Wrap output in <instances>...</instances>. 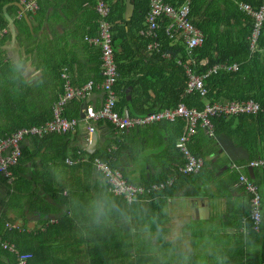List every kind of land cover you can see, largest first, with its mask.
Listing matches in <instances>:
<instances>
[{"label":"crops","instance_id":"0c3cea01","mask_svg":"<svg viewBox=\"0 0 264 264\" xmlns=\"http://www.w3.org/2000/svg\"><path fill=\"white\" fill-rule=\"evenodd\" d=\"M21 1L0 0V137L10 134L16 126H26L29 122L42 124V120L45 122V118L49 116L48 120H50L51 105L63 92L66 82L71 86H81L86 82H92L93 89L88 94H85L83 98L72 99L64 107L63 116L66 110L70 115H75L73 118L79 119L80 122L76 131L66 133L69 135L68 139L70 141L67 159L75 157L76 151L79 149L84 153L85 161L89 160L88 154L107 151L113 154L114 158L112 159L117 166L113 169L125 172L137 186L149 190L153 185L170 180L172 183L166 186L164 193L162 189L149 191V193L142 195V197L149 196L148 199H145V201L142 199L138 202L142 198L140 197L135 201L137 203L134 202L133 205L138 214L141 213L140 210L147 212V216L153 220L156 217L159 219L160 216H163L165 219L159 224L162 228L168 229V233H173L170 231L172 227L177 229L171 222L173 217L181 226L178 233L181 235L182 240H187V236H189L186 234L188 232L186 225L190 223L195 226V230H200L199 233L234 231V228H230L232 226L230 224L235 221L238 213L244 210L250 198L244 185L239 182L240 177L244 179V183L257 187L261 196L263 217L264 180L259 181L260 175H254V173H258V170L254 172L253 169L258 167H249L248 164L253 161L264 162V160H250L248 152L241 146L236 145L228 135L222 133L215 136L213 130V135L210 136L206 129L198 125L185 141V148L192 157L202 161V166L199 171L193 174L179 175L178 168L184 165L185 158L176 147V144L179 137L186 132L184 120L180 118L172 121L163 120L119 130L107 121H86L84 116L81 117L83 105L85 108L90 107L99 110L106 97L104 90L100 87L103 80L101 64H98L100 49L97 46L88 45L84 41V37H96L99 34V15L96 6L99 2H102L110 10L108 4L111 5L116 1L122 2L125 9L121 16L123 20L128 21L134 14L135 0H39L38 9L34 12H22ZM190 1L195 0H186V4L182 5H187ZM212 2L213 0H206L205 4L208 5ZM241 5L247 4L237 5L239 12H241L239 10ZM220 8L224 7L220 6ZM244 15L250 18L252 29V18L246 14ZM194 19L197 20L198 18L195 17ZM249 35L250 32L246 39L249 50L253 51L255 47H250ZM127 51L131 55L127 61L128 72L126 75L130 77L131 83L122 82L118 91L114 88L116 105L120 101L122 105L126 102L127 106L123 105V108L116 110L115 105V110L121 115L124 111L133 115L134 108L132 107L134 103H131V100L134 99L138 101L137 106L142 105L141 107L144 110L151 109V111L156 112V107L164 103V97L159 101L153 88H149L147 85L144 74L147 72L144 64L146 55H136L134 50ZM189 53H186V56ZM180 60L177 59L176 62L180 63ZM202 62L205 64L207 60L205 59ZM232 64H235L237 69L238 64L236 62L217 63L202 75L206 74L207 76L218 71H235L236 69L228 68ZM180 65L186 75V69L189 67L185 62L180 63ZM215 66H218L216 70ZM140 68H143V70ZM184 94L187 93H184L183 88L180 99L185 97ZM198 97L200 103H203L202 107L198 108L191 105L189 108L201 110L208 102L211 103V101L206 100L207 94L206 97H200V95ZM231 101L241 102L247 100L218 102L227 103ZM160 110L157 109V111ZM149 113L131 115V117L143 118ZM243 115L254 116L256 114ZM88 124L93 125L96 131L95 144L89 148L85 147L84 144L85 126ZM207 137L213 141L208 140ZM219 140L221 142L230 140L234 150L228 146V155L222 149ZM190 149H193L201 157L191 154ZM242 151L245 152L248 158L247 161L244 159ZM66 160L63 163L59 161L47 163L51 167L50 179H43L42 175L39 174V168L43 165L36 158L26 161L23 164L24 170L21 167H12L10 169V181L0 173V179L8 185H11L16 177L24 180L17 188L19 191L25 190V186L36 187L33 189L37 198L26 202L33 210L31 213L27 212L26 204L20 209L24 204L20 195L21 192H19L20 194H14L7 202V197L1 195L0 190V205L1 202L8 205L9 210L7 213L9 218L14 221L11 226L20 234H30L32 231L37 230L43 233L44 226L41 225L43 221L48 220L51 224L57 222L54 218L55 214H53L54 217L49 216L47 219V216L41 215L38 211L41 210L42 212L44 206H47L50 210L57 209L54 204L49 202L48 196L38 195L39 190L51 189L57 194L60 192L62 197L69 194V190L73 188L74 194L78 195V202L74 199L73 206L69 208L73 211L63 209L57 211V215L67 213L68 218L76 217L77 222L73 220L72 223L63 224L58 229V234L52 232L42 238V246L46 249L43 248L37 257V264H46L48 260H61L59 258L62 257L66 258L68 264H74L73 262L82 263L85 259L89 260L83 250L86 251L95 242L101 245L102 242L112 241L115 244L120 242L119 246L124 245L123 234L119 237L116 235L113 239L104 236L101 240V235H97V233H100L99 228L101 227L100 225L95 227L96 225L91 224V217L87 212L90 202L96 196L89 197V194L107 189L101 174L92 165H88V167L81 165L73 168V165H68ZM38 169L39 171L36 174ZM53 173L59 179H56ZM256 181L259 183L257 184ZM139 183H147V185ZM0 185H3L1 181ZM82 195L87 198V204L82 198L81 201L80 197ZM108 195L114 204V197ZM2 198L3 201H1ZM79 203L82 210L80 213L75 211ZM5 211L6 208L3 209L4 213ZM117 221V225L114 223V229L121 230L122 220ZM127 222L131 230L129 243L134 247L140 241L139 237L136 236L140 232V226L132 223L131 220H127ZM149 224H151V227L155 225L152 221ZM22 225L28 231L20 227ZM95 234L93 241L90 235ZM142 239L149 238L148 236H142ZM36 242L37 239L35 245H38ZM202 242L208 244V248L215 246L214 243H210L206 239ZM74 248L79 249L80 253L74 251Z\"/></svg>","mask_w":264,"mask_h":264},{"label":"trees","instance_id":"16d2710c","mask_svg":"<svg viewBox=\"0 0 264 264\" xmlns=\"http://www.w3.org/2000/svg\"><path fill=\"white\" fill-rule=\"evenodd\" d=\"M164 2L174 8L184 3L186 4V0H164ZM205 3L206 0H195L187 3L189 9L188 19L190 23L197 27L204 36L202 44L193 47L187 56L184 42L179 36L167 38V36L163 34V29L167 24L166 20H162L159 23L160 29L157 32L156 38L159 46L157 49L148 50L147 45L151 38L143 36L141 31L145 29L144 21L149 11V0H135V11L128 21L123 20L121 16L125 9V5L122 2L116 1L113 4L111 3V5L108 4L110 10L106 20L111 26L112 46L114 48L115 62L119 74L114 88L118 91L122 82L131 83L130 77L126 75L128 72L127 61L131 55L127 50H134L136 55H146L144 64L147 72L144 74L148 87L153 88V91L156 93V98L159 99V101L164 97V103L156 107L155 111H157V109L174 107L178 102H182L186 107L194 105L201 108L203 103H200L198 94H184L185 97L180 99L186 79V75L180 63L185 62L194 73L197 72L202 74L206 73L214 64L236 62L238 67L235 71H218L217 73H211L205 76L204 82L208 89L206 100L211 102H225L226 100L249 99L258 104L260 111L254 116L242 115L230 118L213 117L211 118V123L213 125L214 134L215 136L222 133L228 135L233 139L236 145L241 146L248 152L250 160H264V19L259 30L256 46L253 51H250L246 38L251 30V20L237 9V5L239 4H247L255 11L259 8L261 0H213V2L208 5ZM220 6L224 8H220ZM195 17L198 19L195 20ZM166 55H168V57H166ZM177 59H181L180 63L176 62ZM205 59L207 62L203 64L202 61ZM100 63L99 57L98 64ZM140 69L143 70V68ZM120 103V101L117 103L116 110L123 108V105L127 106L126 102L123 105ZM131 103H134L132 107L134 108L133 115L131 114L132 116L142 115L145 112H153L151 109L148 111L144 110V108L141 107L142 105L137 106V100L133 99ZM64 116L67 118L75 117V115H70L66 110ZM49 117L45 119L48 120ZM42 122L44 121L42 120ZM37 124L38 123L29 122L26 126ZM17 128H20V126L14 127V130ZM68 136V134H48L40 138H26L21 148L20 158L15 166L21 167L22 170H24L23 164L26 161L36 158L42 162L41 164L43 165L39 168L40 171L39 169L36 171V174L39 171L43 179H50L51 167L48 166L47 163H53L54 161H59L61 163L65 162L68 158L67 152L70 148ZM208 140L213 141L211 138H208ZM77 151H80V149ZM77 151L75 157L70 158L75 162L73 168L81 165H85V167H88V165L93 166V159L95 157L105 162L109 161L108 163L112 169L117 167L112 159L114 158L112 156L113 154L107 151L88 154V161H85V155L82 151H80V155H78ZM190 152L194 156H200L198 153H195L193 149H190ZM257 170L258 173H254V175L257 176V174H259V181L264 180V164L253 169L254 172ZM121 172L127 182L135 185L133 180L125 172ZM185 177L187 178V176ZM0 181L3 183V185H0L2 186V188H0L2 192L1 195L7 197V202L14 194L21 192V194H19L24 204L20 209L26 204L25 207L27 212H33L26 202H30V199L37 198L35 190L33 189L36 187L32 188V186H25V190L19 191L17 189L19 184L21 181L24 182L21 178H14L11 185L6 184L4 180L2 181L0 179ZM256 183L258 184L259 182L256 181ZM139 184L147 185V183ZM162 190L164 193L166 186ZM69 191V194L62 197L60 192L57 194V192L51 191V189L38 191V195L48 196L49 202L57 207V209L50 210L47 206H44L42 212L38 210L41 215L47 216V219L49 216L55 214V217H53L56 218L57 221L55 224L49 223L48 220L43 221L41 224L44 226L43 233L37 230L32 232L29 231L31 232L30 234H20L14 228L7 229L5 226L14 224V221L9 218L7 213L9 210L8 205L1 202L0 241L3 240L14 243V247L18 252L30 253L27 264H37V257L43 248L46 249L42 246V238L52 232L58 234V229H60L63 224L72 223L73 220L77 219L74 216H72L74 219L68 218L67 213L57 215L59 209L73 211L69 208L73 206L74 199L78 202V195L74 194L73 188ZM103 191L112 195L108 192V188H105ZM97 193L98 192H92V194H89V197H93ZM112 196L114 197V205L119 210L121 208V211L114 210L110 214V219L106 223L100 224V233H97V235H101L102 240L104 236L108 238L112 237L113 239L116 235L119 237L123 234L124 245L119 246L120 242H118L117 245L112 241L102 242L101 245L95 242L92 247L86 249L87 252L83 250V253H85V256L89 260L85 259L82 263H73L161 264L160 258H156L157 255L154 250L153 241L142 239V236H148L144 229L153 219L147 216V212L140 210L141 213L138 214L134 205H127L123 197ZM148 197L138 198V202L142 201V199L145 201ZM81 198L84 199V202L87 204V198L83 195L80 199ZM1 201H3V198ZM4 208H6L5 213L3 212ZM75 211H78V213L82 212L80 203ZM249 212V202L247 201L244 210L239 212L235 217V221L230 224L232 225L230 228H234V231H215L206 236V240L215 244V249L218 252L217 254H220L219 257L226 258L224 259V264H264V215L255 231L251 228ZM69 213L72 214L70 211ZM164 219L163 216H160L159 219L156 217L155 221L161 223ZM117 220H122L121 230L114 229V223L117 225ZM127 220H131L132 223L140 226V232L136 235L139 237L138 239L140 241L134 247L129 243L131 230ZM98 226L99 225H96L95 227ZM186 226H190L187 228L188 232L186 233L189 236H187V240H182L181 246L187 247L191 253V258H194L193 256H199L197 246L200 248V243L197 241L200 238H205V233H199L200 230H195V226L192 223ZM20 227L26 229L24 225ZM151 228L154 233L156 231V224ZM163 229L166 233L169 232L168 229ZM34 235L37 236L34 238ZM90 236H92L93 239L96 234ZM36 239L38 245H35ZM156 245L162 246L163 249L170 247L165 241H157ZM74 251L80 253V250L77 248H74ZM59 259L61 260H48L46 264H68L66 258L62 257ZM195 259L199 262L200 260L205 261V258L201 257H195ZM195 259L191 260L192 262H189V264H195ZM0 264H17L15 254L4 250L1 245ZM168 264H172V262L169 261Z\"/></svg>","mask_w":264,"mask_h":264},{"label":"built area","instance_id":"2783aa9c","mask_svg":"<svg viewBox=\"0 0 264 264\" xmlns=\"http://www.w3.org/2000/svg\"><path fill=\"white\" fill-rule=\"evenodd\" d=\"M39 0H22V12H34L38 9ZM239 10L244 14L250 16L253 20L252 29L249 35L250 47L256 45L257 37L260 27L264 19V0L257 10H252L248 5H241ZM97 14L99 15V34L96 37H84V41L88 45L97 46L100 49L101 70L103 80L100 87L104 90L106 95L104 103L99 110L86 107L83 111L84 120L86 121H107L114 125L116 129L125 130L135 127L137 125H145L147 123H155L159 121H172L180 118L186 123V132L179 137L176 147L185 158L183 166L178 168L179 175H190L197 171L202 166L200 159L192 157L185 148V141L193 133L197 126L206 129L210 136L213 135V125L211 118L226 117L230 118L238 115H253L259 111V106L251 100L247 101H231L227 103H220L218 101L207 103L203 109L197 110L186 107L182 103H178L174 108L164 109L156 112H151L143 118L131 117V115L124 111L121 113L115 110L116 94L114 92V85L118 79V70L115 62L114 48L112 46L111 26L106 20L109 14L108 7L99 2L96 6ZM188 6L180 5L172 7L163 0H149V11L145 17V29L141 34L147 38H151L147 45L148 50L157 49L158 40L157 32L160 29L159 23L166 20L167 24L163 29V34L167 38L179 36L184 42L185 51L189 53L193 47H197L203 42V33L195 26H193L188 19ZM3 32V31H2ZM1 35V32H0ZM218 66H215V70ZM225 68V66H223ZM228 68L235 70V64ZM208 74V73H207ZM65 76V75H64ZM205 75L194 73L189 68L186 69V79L184 86V93H195L200 97H206L208 92L205 86ZM66 78V76H65ZM67 79V78H66ZM93 89L92 82H86L81 86H71L68 82L64 84V90L59 95L58 99L51 105V118L42 124L32 126H22L12 131L4 137H0V173L5 179L10 181V169L14 167L20 158L22 144L26 138L29 137H43L48 134H66L76 131L79 125V119L65 118L63 116L64 107L69 101L74 98H83ZM95 127L93 125L85 126L84 144L85 147H93L95 144ZM87 151L86 149H84ZM89 152V151H88ZM80 155V151H78ZM68 165H73L72 159H67ZM264 164L263 161L249 162V167H259ZM93 166L95 170L101 174L104 182L107 185L108 192L117 197H123L127 204L131 205L137 199L149 193V191L163 189L172 182L166 180L158 185H153L149 190L142 186L133 185L123 177L122 173L116 169H112L109 164L99 158L93 159ZM242 177L239 182L244 185L246 191L249 193V220L251 221V228L257 230L262 218L261 196L256 186L246 184ZM264 198V197H263ZM7 229H12L11 225L5 226ZM0 245L4 250L15 254L17 264H27L30 258L28 252H18L13 243L8 241H0Z\"/></svg>","mask_w":264,"mask_h":264},{"label":"clouds","instance_id":"9594fccd","mask_svg":"<svg viewBox=\"0 0 264 264\" xmlns=\"http://www.w3.org/2000/svg\"><path fill=\"white\" fill-rule=\"evenodd\" d=\"M55 177V173H53ZM59 179V177H55ZM121 211L116 208L110 199L109 195L105 191H100L96 194L95 198L90 202L87 212L91 217L92 225H100L106 223L109 220L110 214L113 211ZM152 223L156 224V231L153 233L151 224L145 226V232L148 238L153 241L154 250L157 256L160 258L161 264H168L169 261L172 264H189L191 253L187 247H182V237L178 232L166 233L162 226L155 220ZM157 241H165L170 247L163 249L162 246L156 245ZM224 259L218 257L220 264H224Z\"/></svg>","mask_w":264,"mask_h":264},{"label":"rangeland","instance_id":"374dc122","mask_svg":"<svg viewBox=\"0 0 264 264\" xmlns=\"http://www.w3.org/2000/svg\"><path fill=\"white\" fill-rule=\"evenodd\" d=\"M171 222L174 224L175 227H177V229H174L172 227L170 231L171 232H178V230H180L181 226L177 223V220L173 219V217H172ZM190 226H187V228H189ZM207 234H209V233L205 232L206 236H207ZM206 236H205V238H200L198 240V242H201L200 248L197 246V251L199 252V256H193L194 258H191L192 257L191 256L189 262H192L191 260L195 259V257H201V258H205V261L200 260V262H199L197 259H195L194 263L195 264H218V263H220L218 260V257L220 256V254H217L218 252L215 249V246L208 248V244H204L205 242H202V240L206 239ZM156 258H159V257L157 256Z\"/></svg>","mask_w":264,"mask_h":264},{"label":"water","instance_id":"95a60500","mask_svg":"<svg viewBox=\"0 0 264 264\" xmlns=\"http://www.w3.org/2000/svg\"><path fill=\"white\" fill-rule=\"evenodd\" d=\"M84 110H85V106L83 105V106H82V110H81V114H80L82 118H83V114H84L83 111H84ZM219 141H220V140H219ZM220 145H221L222 149H224V151H225L228 155H229L228 150H227L228 146H230V148H231L232 150H234L233 144L231 143L230 140L222 141V142L220 141ZM242 154H243V156H244V159L247 161L248 158H247L245 152L242 151ZM230 156L233 157L231 154H230Z\"/></svg>","mask_w":264,"mask_h":264}]
</instances>
